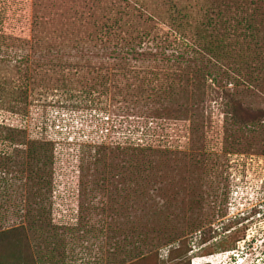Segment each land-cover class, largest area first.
Wrapping results in <instances>:
<instances>
[{
	"label": "rangeland",
	"instance_id": "rangeland-1",
	"mask_svg": "<svg viewBox=\"0 0 264 264\" xmlns=\"http://www.w3.org/2000/svg\"><path fill=\"white\" fill-rule=\"evenodd\" d=\"M0 264H264V0H0Z\"/></svg>",
	"mask_w": 264,
	"mask_h": 264
},
{
	"label": "trees",
	"instance_id": "trees-1",
	"mask_svg": "<svg viewBox=\"0 0 264 264\" xmlns=\"http://www.w3.org/2000/svg\"><path fill=\"white\" fill-rule=\"evenodd\" d=\"M145 131H146V129H145ZM142 134H144L143 136H145L147 133H142ZM141 135H139V137H140ZM142 136V137H143ZM139 137H137L136 139H138ZM146 144H148V143H146ZM149 144H151V143H149ZM240 236H238V237H236L235 239H234V242H236L240 237L242 238V236H241V234H239ZM229 250V249H228Z\"/></svg>",
	"mask_w": 264,
	"mask_h": 264
}]
</instances>
